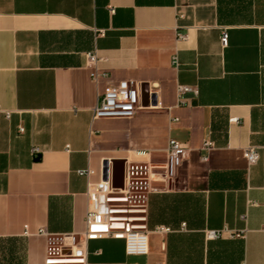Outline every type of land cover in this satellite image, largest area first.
<instances>
[{
    "label": "crops",
    "instance_id": "0c3cea01",
    "mask_svg": "<svg viewBox=\"0 0 264 264\" xmlns=\"http://www.w3.org/2000/svg\"><path fill=\"white\" fill-rule=\"evenodd\" d=\"M122 81L146 108L93 119ZM178 85L199 94L179 104ZM171 140L190 151L173 180L154 171L148 255L99 239L88 264H264V0H0V264H45L39 230L85 232L103 161L121 188L126 160L162 164Z\"/></svg>",
    "mask_w": 264,
    "mask_h": 264
},
{
    "label": "built area",
    "instance_id": "2783aa9c",
    "mask_svg": "<svg viewBox=\"0 0 264 264\" xmlns=\"http://www.w3.org/2000/svg\"><path fill=\"white\" fill-rule=\"evenodd\" d=\"M183 18V15H180ZM104 34V31L101 32ZM179 40H186L187 35L177 34ZM229 35L223 31L221 42L227 46ZM90 62L95 61V55H89ZM173 65L179 67L178 58L173 59ZM93 80H98L97 71L92 73ZM140 84L135 81H122L109 86L93 109V119H131L137 112L146 107L141 104ZM179 104L186 103V96L199 94L198 88L191 85H178ZM10 117V113H7ZM24 132L23 128H20ZM214 143L207 141L203 150L206 154L203 161H208L209 152ZM186 144L171 140L167 150L166 161L162 164H152L149 161L126 160L124 183L121 188L114 186V171L110 160L103 161L101 180L89 183L87 197L86 230L80 236L76 233L55 235L40 229L38 234L46 237L45 264H88L86 246L89 241L115 238L125 241V251L129 256H146L149 253V234L146 225L149 199L154 188L152 178L155 170H164V175L173 180L178 169L186 161L189 154ZM138 157L150 156L147 151H136ZM249 165L256 164L260 159L259 150L249 146L244 153ZM77 173L89 178L95 173L92 169H81ZM164 226L156 228L157 233H167ZM208 240L222 237L221 231H207Z\"/></svg>",
    "mask_w": 264,
    "mask_h": 264
},
{
    "label": "water",
    "instance_id": "95a60500",
    "mask_svg": "<svg viewBox=\"0 0 264 264\" xmlns=\"http://www.w3.org/2000/svg\"><path fill=\"white\" fill-rule=\"evenodd\" d=\"M39 158H40V155H37V156H36V159H39Z\"/></svg>",
    "mask_w": 264,
    "mask_h": 264
}]
</instances>
